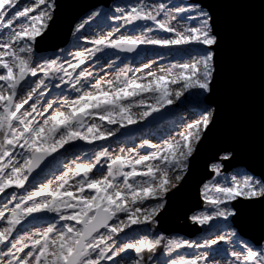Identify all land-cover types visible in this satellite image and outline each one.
<instances>
[{
    "label": "snow or ice",
    "instance_id": "6c2138e0",
    "mask_svg": "<svg viewBox=\"0 0 264 264\" xmlns=\"http://www.w3.org/2000/svg\"><path fill=\"white\" fill-rule=\"evenodd\" d=\"M55 6V0H32L30 5L24 6L21 0H0V30L7 31L6 36H0V194H8L9 189L24 188L29 177L66 145L71 148L75 141L92 143L113 134L101 131L97 123L89 122V118L99 116L108 124H123L124 121L135 124L137 121L130 114L133 104L123 103L129 98L141 93L156 94V103L141 113L140 119H143L174 103L172 85L180 86L174 92L177 100L190 90L210 91L213 53L207 49L199 59L172 64L161 69L160 74L148 72L147 77L128 78L122 71L115 81L98 79L90 83L93 72L87 68L77 72L87 60L105 49L134 52L141 45L164 48L215 45L217 37L212 33L211 17L198 0L159 3L152 7L144 0H138L126 15L116 17L126 24L151 21L155 27L145 28V33L161 30L171 33V38H151L145 34L112 38L114 32H109L90 41L92 48L67 52L72 59H62L63 52L56 58L35 56L36 42L49 29ZM161 14L164 19L159 18ZM95 15L92 13L88 19ZM17 22L19 27L14 28ZM173 22L183 23V29L174 27ZM86 23L78 24L76 31L83 29ZM143 67L147 69L150 65ZM30 77L36 79L30 80ZM53 77L60 84L71 87L76 93L75 98L44 101V106L40 107L48 91L47 81ZM24 88L30 90L23 99L17 100L18 90ZM136 103L144 105L146 100L140 99ZM57 104L60 106L54 107ZM199 114L201 118L187 124L179 139L166 140L162 144L144 141L140 147L149 145L154 149L148 155L133 157L131 153L135 149H132L128 154L111 156L103 149L89 163L72 161L71 166L66 165L68 170L56 177L54 188L49 181L40 183L37 189L23 196L12 191L7 203L0 205V264H103L106 261L119 264L117 258L127 254L128 250L135 253L131 264L150 262L165 237L133 239L125 230H132L136 225L141 232H146L150 225L157 223L155 217L165 206L164 197L173 179L170 173H178L174 175L177 181L183 178L202 130H206L212 120L213 113L207 108L201 109ZM101 158L108 161L107 174L99 179L91 178L90 174L100 165ZM230 158V154L222 157L225 161ZM221 167L219 163L211 165L217 175ZM77 177L80 179L76 184H70L69 181ZM118 178L122 182L118 183ZM210 191L215 195L209 194ZM202 195L215 210L211 214L191 217L200 225L216 217L232 215L227 207H221L226 202L240 197L264 198V181L246 177L242 182L231 181V186L214 184L211 189L206 183ZM17 200L14 207L8 206ZM146 201L153 203L142 207ZM45 212L58 214L57 222H49L43 230L30 235H14L26 218ZM59 222L63 223L58 227ZM121 234L132 242L117 245ZM235 236L233 231L195 245L187 239L172 238L167 239L164 246L168 253L182 247L210 248L218 241H231ZM237 247L240 250L230 253L228 264H264V243L253 247L247 242H237ZM163 264H208V254L179 256Z\"/></svg>",
    "mask_w": 264,
    "mask_h": 264
},
{
    "label": "rangeland",
    "instance_id": "374dc122",
    "mask_svg": "<svg viewBox=\"0 0 264 264\" xmlns=\"http://www.w3.org/2000/svg\"><path fill=\"white\" fill-rule=\"evenodd\" d=\"M31 2L32 0H21V5H30ZM137 2L138 0H116L107 7H99L91 10L74 25L70 40L66 46L56 51L39 52L34 49V55L44 57V55L52 54L53 56L50 58H56V55L63 52L64 55L62 56V59H72L71 56L67 55V52L75 53L77 51H83L87 48H92L93 44L90 41L100 36L107 35L109 32H114L112 38H118L123 35L139 36L142 34L151 38H171V33L161 30H154L151 33H145V28L155 27L151 21H137L134 24H126L123 19H116V17L126 15L131 6H135ZM144 2L147 6L152 7L159 3H181L183 0H144ZM92 13H96L97 15L93 16L92 19L89 20L88 18L92 16ZM159 18L164 19V15L161 14ZM85 21H87L85 27L77 32V25L84 23ZM173 26L182 30L184 24H177L176 22H173ZM18 27L19 22L14 25V28ZM115 29H119V31L116 32ZM6 34V30H0V36H6ZM205 49L211 51L209 46L203 45L177 46L174 48H164L155 45H141L136 49V51H134L133 54L130 55L123 54L118 49H105L103 52L97 53L95 57L87 60L84 65L80 66V69H77V72L83 68H87L89 71L93 72V77L90 79V83H95L98 79L115 81L116 77L120 75L122 71L126 72L128 78L147 77L148 72L160 74L161 69H167L172 64L191 62L194 59H199ZM125 61L126 64L123 65ZM145 64L150 65V67L147 69L144 68L143 66ZM136 69H141V71H136ZM39 75L41 74L38 73V76ZM121 78L123 79V77ZM29 79L35 80L36 78L30 77ZM47 83L49 86L48 91L41 101L40 107L44 106V101H62L65 98H75L76 93L72 91L71 87L66 84H60V81L55 77L49 79ZM179 87H176L175 89L173 86H170V90L173 93V104L166 105L164 108H161L159 112H153L151 116L143 119H140L141 113L145 110H149L150 106L156 103L154 99L156 94L141 93L135 98H129V100L123 101V103L133 104V107L130 109V114H132L133 118L136 119L137 122L135 124H127L126 121H124L123 124H108L106 120L101 121L99 116H95L94 121L92 117L89 118V122L97 123L100 126L101 131H104L105 133L111 131L113 134L110 136L106 135L105 139L93 141L92 143H88L86 141H75L73 142L74 146L71 148L66 145L65 149L59 150L58 153L53 154V157L48 159L49 162L46 168L39 173L31 183H28L27 181L25 187L22 189L13 188L7 190L8 194H0V205L7 203L10 199V193L12 191H15L18 196H23L27 192L37 189L40 183L47 184L49 181H52L51 187L54 188L56 185V177L62 175L63 172L68 170V168L65 167L66 165L71 166L72 161L89 163L94 159L95 154H98L103 149H107L111 156L128 154L130 150L135 149V152H132L131 155L133 157H138L140 155H148L154 150L149 145L140 147L144 141H150L151 144H162L166 140L173 138L179 139L180 133L186 130L187 124L193 123L195 120L201 118L199 114L201 109L207 108L208 111L213 112V109L208 108L203 101L208 92L190 90V92H185L177 100L175 99L174 92L178 90ZM28 90L30 89L24 88L18 90L17 100L23 99ZM140 99H145L146 103L144 105H138L136 102ZM31 103L32 101L29 102V104ZM59 106V104L54 105V107ZM25 108H28V105H25ZM51 111L52 110L50 109L49 113ZM49 113H45V115H48ZM203 131L204 130H202V133ZM121 150H123V152ZM17 151H19V149H17ZM223 156L224 155L220 156V159H222ZM107 162L106 158H101L100 165H98L97 169H94L93 173L90 174L91 178L99 179L103 175H106ZM151 163L156 164L158 161H151ZM217 163L222 165L220 161ZM222 169L223 165L219 175L213 172V177L205 182V184L207 183L210 185V189L214 184H218L220 186H231V181L233 180L242 182L246 177H252L242 169H236L230 172H224ZM175 174L178 173H170V175L173 176V179L171 184L168 186V192L174 190L182 180H175ZM182 175L184 177L185 173ZM78 179L80 178H73L69 182L70 184L75 185ZM253 179L254 181H259L256 178ZM117 182L119 183L122 181L118 178ZM203 186L200 189V197L204 200L203 206L200 210L191 213L188 218H191L193 215H200L201 213L211 214L215 210L214 206L207 203L204 199L202 195ZM87 191L88 190H86V192ZM209 194L215 195L214 191H210ZM37 199L39 200L40 198ZM17 202L19 201H13L12 204H9L8 206L14 207ZM151 203H153V201H146L142 207H149ZM230 203L231 202H226L224 205H221V207H227L230 212L234 214ZM233 214L229 215L227 218L216 217L204 225L199 224L202 227V231H198L194 236H181L175 234L166 236L160 233L157 228V223L154 226L150 225L149 231L146 232H141L136 225L132 226V230L126 229L125 232L129 233L133 239H139L143 236H148L151 239L157 235L165 237V240L160 246H158L156 252L154 253L153 259L150 262H146V264H163L164 261L178 258L179 256L190 257L194 255H204L206 253L208 254V264H228L229 259H231L230 253L233 250H240L237 247V242H240L241 244L243 242H247L246 240L239 238L237 235L233 237L231 241H218L217 245H211L210 248L182 247L172 253H168L164 245L166 244L167 239L172 238L187 239L190 243L195 245L204 244L206 240L217 239L218 236L226 235L233 231L236 233V231L228 225V222L232 218ZM121 216L123 215L121 214ZM57 220L58 214L55 213L45 212L33 214L31 217L26 218V220L18 226V231L14 233V235H30L37 230H43L47 227L49 222L55 223ZM62 223L63 222H59L57 226L59 227ZM192 223L196 224V222L193 221ZM101 231L105 230L102 229ZM127 242H132V240L128 239L124 234H121L116 243L117 245H121ZM247 243L253 247L259 246L253 245L249 242ZM4 250H6V246ZM225 253L229 255H225ZM134 258V251L128 250L127 254H121V257L117 259L119 260V264H131V259ZM103 264H112V262L106 261L103 262Z\"/></svg>",
    "mask_w": 264,
    "mask_h": 264
},
{
    "label": "water",
    "instance_id": "95a60500",
    "mask_svg": "<svg viewBox=\"0 0 264 264\" xmlns=\"http://www.w3.org/2000/svg\"><path fill=\"white\" fill-rule=\"evenodd\" d=\"M116 0H55L49 29L38 39L39 52L56 51L69 42L74 25L91 10ZM209 13L217 43L213 53V77L204 103L213 109L188 161L180 184L165 195L157 214L160 233L194 236L202 227L188 216L200 210V189L213 177L210 165L221 162L224 172L243 169L264 181V0H198ZM120 51V50H119ZM130 55L134 52L120 51ZM230 154L229 160L220 156ZM41 166L31 183L47 166ZM234 214L229 226L253 245L264 243V198H237L230 203Z\"/></svg>",
    "mask_w": 264,
    "mask_h": 264
},
{
    "label": "bare ground",
    "instance_id": "6f19581e",
    "mask_svg": "<svg viewBox=\"0 0 264 264\" xmlns=\"http://www.w3.org/2000/svg\"><path fill=\"white\" fill-rule=\"evenodd\" d=\"M53 55L52 54H47V55H44V58H50V57H52ZM40 57H42V56H40ZM40 62H42V61H40ZM126 64V61H125V63L123 64V65H125ZM175 89H176V87H179V85H172ZM132 115V114H131ZM92 119H93V121L95 120V117H92ZM121 218H123V216H121Z\"/></svg>",
    "mask_w": 264,
    "mask_h": 264
}]
</instances>
